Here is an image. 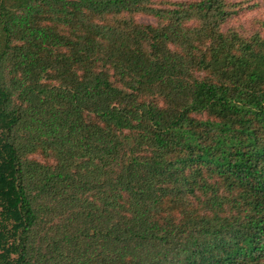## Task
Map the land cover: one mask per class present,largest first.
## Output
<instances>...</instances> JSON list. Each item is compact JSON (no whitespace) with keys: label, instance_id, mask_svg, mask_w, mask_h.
Returning <instances> with one entry per match:
<instances>
[{"label":"trees","instance_id":"obj_1","mask_svg":"<svg viewBox=\"0 0 264 264\" xmlns=\"http://www.w3.org/2000/svg\"><path fill=\"white\" fill-rule=\"evenodd\" d=\"M245 4L0 0V264H264Z\"/></svg>","mask_w":264,"mask_h":264},{"label":"rangeland","instance_id":"obj_2","mask_svg":"<svg viewBox=\"0 0 264 264\" xmlns=\"http://www.w3.org/2000/svg\"><path fill=\"white\" fill-rule=\"evenodd\" d=\"M237 1H244L245 5H255L256 8L254 11L248 12L245 16L240 18L241 24L248 26L254 20L264 19V0H237ZM138 22L143 24H154V19L147 17V16H139L137 18ZM234 24H238V22H234Z\"/></svg>","mask_w":264,"mask_h":264}]
</instances>
